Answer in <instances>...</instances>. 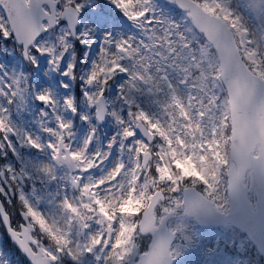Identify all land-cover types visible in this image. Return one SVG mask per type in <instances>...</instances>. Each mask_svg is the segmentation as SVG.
Listing matches in <instances>:
<instances>
[{
	"label": "snow or ice",
	"instance_id": "obj_1",
	"mask_svg": "<svg viewBox=\"0 0 264 264\" xmlns=\"http://www.w3.org/2000/svg\"><path fill=\"white\" fill-rule=\"evenodd\" d=\"M0 58V264L264 256V0H0Z\"/></svg>",
	"mask_w": 264,
	"mask_h": 264
},
{
	"label": "rangeland",
	"instance_id": "obj_2",
	"mask_svg": "<svg viewBox=\"0 0 264 264\" xmlns=\"http://www.w3.org/2000/svg\"><path fill=\"white\" fill-rule=\"evenodd\" d=\"M24 126L28 127L29 125L25 123ZM30 130L35 131V127L32 126ZM18 150L21 152L22 157L28 156L29 153L28 149H18ZM0 182H2L1 179ZM41 207L43 208V205H41ZM200 231L203 234L204 243L207 248H215L217 237L220 238L221 236H223L224 240L228 242V244H231V241L233 240V237H231L232 235L226 237V234H224L225 235L224 236L223 234H221V232L218 231V229L201 228ZM240 243L241 241L239 238L238 242H236L235 245V252L233 254H230V256H228L229 254L228 252H224L223 250L217 249L215 254L203 257L205 264H219L220 261H226L227 264H253L252 262L250 263L249 257L245 255V252L243 250L237 249V246L240 245Z\"/></svg>",
	"mask_w": 264,
	"mask_h": 264
},
{
	"label": "trees",
	"instance_id": "obj_3",
	"mask_svg": "<svg viewBox=\"0 0 264 264\" xmlns=\"http://www.w3.org/2000/svg\"><path fill=\"white\" fill-rule=\"evenodd\" d=\"M259 23H260L259 20H256V24L258 25ZM0 239H1L0 243L2 244L3 247H4L6 244H11V242H10L9 239L7 238V236H6L5 232H4V230H3L2 226H1V224H0ZM13 246H14V245H13ZM251 253H252L253 256L257 257L258 262H262V263H264V261H263V259L260 257V255H258L257 253H255V252H253V251H251Z\"/></svg>",
	"mask_w": 264,
	"mask_h": 264
},
{
	"label": "flooded vegetation",
	"instance_id": "obj_4",
	"mask_svg": "<svg viewBox=\"0 0 264 264\" xmlns=\"http://www.w3.org/2000/svg\"><path fill=\"white\" fill-rule=\"evenodd\" d=\"M2 181V180H1ZM3 182V181H2ZM2 199H3V197H2ZM6 206H7V202H6ZM16 206H17V204L16 203H13V205L12 206H10V207H8V210H9V212H10V210L12 209V207H13V210L16 208ZM19 216V215H18Z\"/></svg>",
	"mask_w": 264,
	"mask_h": 264
},
{
	"label": "water",
	"instance_id": "obj_5",
	"mask_svg": "<svg viewBox=\"0 0 264 264\" xmlns=\"http://www.w3.org/2000/svg\"><path fill=\"white\" fill-rule=\"evenodd\" d=\"M2 219V218H1ZM3 221V220H2ZM3 224H4V222H3ZM5 226V225H4ZM211 227H219V226H211ZM6 228V227H5ZM6 230H7V228H6Z\"/></svg>",
	"mask_w": 264,
	"mask_h": 264
}]
</instances>
